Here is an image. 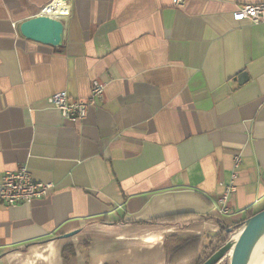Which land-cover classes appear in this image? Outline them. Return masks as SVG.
<instances>
[{
	"label": "crops",
	"instance_id": "1",
	"mask_svg": "<svg viewBox=\"0 0 264 264\" xmlns=\"http://www.w3.org/2000/svg\"><path fill=\"white\" fill-rule=\"evenodd\" d=\"M52 1L0 0V179L53 186L0 202V264H195L172 254L264 209V24L234 18L264 0H65L60 47L19 29ZM95 79L82 122L48 101Z\"/></svg>",
	"mask_w": 264,
	"mask_h": 264
},
{
	"label": "built area",
	"instance_id": "2",
	"mask_svg": "<svg viewBox=\"0 0 264 264\" xmlns=\"http://www.w3.org/2000/svg\"><path fill=\"white\" fill-rule=\"evenodd\" d=\"M44 7L39 14L48 15L47 8ZM68 8L65 0H61ZM186 0H173L174 4L181 6ZM69 9V8H68ZM69 11V10H68ZM234 18L238 20H248L254 25L264 24V1L256 4H243L234 12ZM106 84L98 79L92 81L91 94L89 99H77L71 97L66 91L54 93L48 99L49 103L58 109L62 117L71 122H82L86 119L91 106L101 105L105 99ZM239 161V158H238ZM52 184L36 181L26 165L13 171H6L0 179V202L7 206L29 204L33 199L42 198L48 195ZM236 187L232 184H224V191L217 199L215 210L221 216L229 214V198L234 193Z\"/></svg>",
	"mask_w": 264,
	"mask_h": 264
},
{
	"label": "water",
	"instance_id": "3",
	"mask_svg": "<svg viewBox=\"0 0 264 264\" xmlns=\"http://www.w3.org/2000/svg\"><path fill=\"white\" fill-rule=\"evenodd\" d=\"M19 29L24 37L46 45L60 47L64 42V23L57 17L38 14L22 21ZM263 231L264 209L245 220L242 227L235 232L231 239L204 264H215L228 257L229 264H247ZM76 233L77 231H74L64 236L70 237Z\"/></svg>",
	"mask_w": 264,
	"mask_h": 264
},
{
	"label": "trees",
	"instance_id": "4",
	"mask_svg": "<svg viewBox=\"0 0 264 264\" xmlns=\"http://www.w3.org/2000/svg\"><path fill=\"white\" fill-rule=\"evenodd\" d=\"M253 215V214H252ZM251 215V216H252ZM245 221L239 223L236 228L227 232L224 227L215 236V238L208 244L203 245V241L200 238L192 239L187 241V243L180 249H177L172 255L171 261L179 259L180 255H191L195 256V264H204L210 257H212L231 237L238 231ZM215 264H229V257L221 259Z\"/></svg>",
	"mask_w": 264,
	"mask_h": 264
},
{
	"label": "bare ground",
	"instance_id": "5",
	"mask_svg": "<svg viewBox=\"0 0 264 264\" xmlns=\"http://www.w3.org/2000/svg\"><path fill=\"white\" fill-rule=\"evenodd\" d=\"M47 11L49 16L56 17L59 15L67 14L68 8L63 1L57 0L52 4L51 7L47 8ZM255 263L264 264V231L262 232L260 238L258 239L255 247L252 250L250 258L247 261V264H255Z\"/></svg>",
	"mask_w": 264,
	"mask_h": 264
},
{
	"label": "rangeland",
	"instance_id": "6",
	"mask_svg": "<svg viewBox=\"0 0 264 264\" xmlns=\"http://www.w3.org/2000/svg\"><path fill=\"white\" fill-rule=\"evenodd\" d=\"M256 264V263H255Z\"/></svg>",
	"mask_w": 264,
	"mask_h": 264
}]
</instances>
